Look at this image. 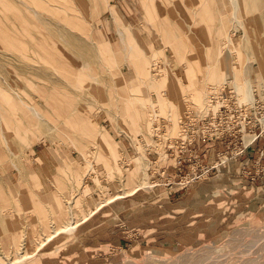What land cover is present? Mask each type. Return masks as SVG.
Masks as SVG:
<instances>
[{
  "label": "rangeland",
  "instance_id": "374dc122",
  "mask_svg": "<svg viewBox=\"0 0 264 264\" xmlns=\"http://www.w3.org/2000/svg\"><path fill=\"white\" fill-rule=\"evenodd\" d=\"M263 189L264 0H0V264H264Z\"/></svg>",
  "mask_w": 264,
  "mask_h": 264
},
{
  "label": "built area",
  "instance_id": "2783aa9c",
  "mask_svg": "<svg viewBox=\"0 0 264 264\" xmlns=\"http://www.w3.org/2000/svg\"><path fill=\"white\" fill-rule=\"evenodd\" d=\"M238 109V107L236 108ZM240 113L248 112V108L245 106H239ZM236 116V115H235ZM243 116V115H237ZM234 116L231 112L227 113L222 112V109L219 113L203 118L202 120L194 121L191 115H188L185 121L182 123L181 128L183 131V138L178 142H181L184 146H191L193 144H199L201 141L207 138V140H215L213 137H216V140H222L223 138H232L235 136L236 132V121H233ZM213 138V139H212ZM186 150V149H182ZM172 150V154H174ZM179 152V149L176 150V154ZM173 156V157H175ZM204 177V173H195L190 177H187L185 182H181V186L190 184V182L197 181L200 178Z\"/></svg>",
  "mask_w": 264,
  "mask_h": 264
},
{
  "label": "bare ground",
  "instance_id": "6f19581e",
  "mask_svg": "<svg viewBox=\"0 0 264 264\" xmlns=\"http://www.w3.org/2000/svg\"><path fill=\"white\" fill-rule=\"evenodd\" d=\"M122 36H123V32H121L120 33ZM202 112V111H201ZM150 117H152L151 118V123L153 122V120L157 117V115H155L154 113H152V115L150 116ZM157 122V121H156ZM152 126V125H151ZM152 129H153V127H152ZM151 129V130H152ZM91 167H92V165H91ZM144 173H145V170H144ZM147 185V183L145 182V180H142V183L140 184V187H143V186H146ZM137 190L138 189H136V190H134V192L132 193V194H134L135 192H137ZM121 198V197H120ZM115 199V198H114ZM110 202H113L112 200H110V201H108V202H103V203H101L99 206L101 207V206H103L104 204H109ZM99 206H97V208H96V210H98L99 209ZM95 210V211H96ZM69 212L72 214V208H69ZM78 224L77 223H74V222H71V223H69L68 225H66V226H64V227H62L61 229L59 228L58 230H55L53 233H52V235H50L48 238H46V240L43 242V243H41L39 246H38V250L47 242V241H50L53 237H55V236H57L58 234H60V233H65V232H70V231H72V230H75V227L77 226ZM254 243L255 242H250V243H247V245H249L248 246V248H254L256 245H254ZM256 244V243H255ZM263 249H264V247H263ZM28 256V255H27ZM27 256H23V257H20L19 258V260H17V262H15V263H11V264H16V263H23V261H25L26 260V258H27ZM30 256V255H29ZM32 256V255H31ZM214 262H216V260H214L213 261V263Z\"/></svg>",
  "mask_w": 264,
  "mask_h": 264
},
{
  "label": "crops",
  "instance_id": "0c3cea01",
  "mask_svg": "<svg viewBox=\"0 0 264 264\" xmlns=\"http://www.w3.org/2000/svg\"><path fill=\"white\" fill-rule=\"evenodd\" d=\"M212 151H214V150H212ZM254 152V151H253ZM253 154V153H252ZM252 160H253V158H252V156L250 157V158H248L246 161H248L247 163L249 164L250 162H252ZM250 161V162H249ZM246 163V164H247ZM138 191V190H137ZM262 196H260V197H264V189L262 190V194H261ZM111 203V202H110ZM93 215V214H92ZM91 216V215H90ZM89 216V217H90ZM89 217L88 218H86L85 220H83V221H81V222H79L78 223V225L75 227V229L80 225V224H82V223H84V222H86L88 219H89ZM74 230H72V231H70V232H65V233H72ZM61 234H64V233H60V234H58L57 236H55V237H53L50 241H52L54 238H56V237H58V236H60ZM50 241H47L42 247H44L47 243H49ZM41 247V248H42ZM40 248V249H41ZM39 249V250H40Z\"/></svg>",
  "mask_w": 264,
  "mask_h": 264
}]
</instances>
